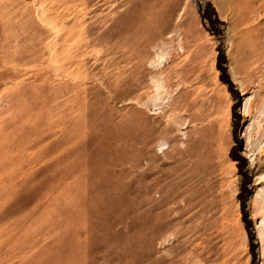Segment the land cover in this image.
I'll use <instances>...</instances> for the list:
<instances>
[{
  "label": "rangeland",
  "instance_id": "374dc122",
  "mask_svg": "<svg viewBox=\"0 0 264 264\" xmlns=\"http://www.w3.org/2000/svg\"><path fill=\"white\" fill-rule=\"evenodd\" d=\"M0 264H264V0H0Z\"/></svg>",
  "mask_w": 264,
  "mask_h": 264
},
{
  "label": "bare ground",
  "instance_id": "6f19581e",
  "mask_svg": "<svg viewBox=\"0 0 264 264\" xmlns=\"http://www.w3.org/2000/svg\"><path fill=\"white\" fill-rule=\"evenodd\" d=\"M260 7V6H259ZM52 12V11H51ZM50 12V13H51ZM53 14V13H52ZM68 16V15H67ZM55 17V16H54ZM48 18V17H47ZM52 18V16H51ZM56 18V17H55ZM78 18V17H77ZM53 19V18H52ZM71 20V19H70ZM75 20V19H74ZM49 22V21H48ZM58 22V21H57ZM56 22V23H57ZM59 23V22H58ZM65 23V21H64ZM50 24V23H49ZM66 24V23H65ZM62 25V24H60ZM53 28H55V24L52 22L51 25ZM68 26V24H67ZM64 27V26H63ZM53 28H51V30H53ZM58 27H56L57 29ZM59 30V28L57 29ZM63 30V29H62ZM55 31V30H54ZM53 31V32H54ZM59 33V32H58ZM65 33V32H64ZM61 35V34H60ZM65 40V39H64ZM64 42V41H63ZM183 76V75H182ZM183 79L185 81H187L189 78H187L186 74L183 76ZM188 82V81H187ZM136 85V84H135ZM192 85V84H191ZM186 86V85H184ZM190 86V85H189ZM187 87V86H186ZM190 88V87H189ZM191 89V88H190ZM130 90V89H129ZM195 90V89H193ZM195 92V91H194ZM199 93V92H198ZM198 97V96H197ZM199 98V97H198ZM178 100V99H177ZM193 100H197V99H193ZM199 102V99H198ZM198 102L193 101V102H188L186 100V98H182V104H181V110L184 113V116L181 115V119L185 118L186 121H188L189 123L192 124H196L197 122H199L201 120V113L199 112V108H198ZM202 103V102H201ZM201 105V104H200ZM179 108V107H178ZM180 109V108H179ZM205 110V109H203ZM205 113V112H204ZM208 113V112H207ZM166 115V114H165ZM179 116V115H178ZM210 116V115H209ZM205 117V116H204ZM208 118V117H207ZM211 118V117H210ZM208 120V119H207ZM206 121V119L204 120ZM207 122V121H206ZM209 122V120H208ZM211 122V121H210ZM209 122V123H210ZM169 123V122H168ZM203 123V122H202ZM207 125V127H202L199 128L198 130L196 129L195 131V136L194 139L192 138V141L187 143V146L184 150L180 151L178 154H180V163H178L179 165L177 166V169L179 170V174L182 176L180 177V179L182 178L184 183L186 184V188L182 190L181 193L186 195V199L185 201L182 200L183 202H185L188 207L184 206L186 209H188L190 206V204L193 202V206L194 208H196V210L193 208L192 210H195L194 212H191L192 214L189 215L190 216V221H191V225H190V230H194L195 233L199 234L198 236V240H199V244H204L207 242H211L212 236L213 234H215V232L213 234H211L212 231H216L219 227V220L217 219V210L215 204L212 202V195L211 192L209 190L208 183H206V179L205 181H203V179L198 178L197 179V174L199 173V164L201 165V163H199L201 160L203 161V159L206 161L213 156V154L215 155L216 153L214 152L213 149V141H214V133H213V126L211 125V123ZM201 124V123H200ZM197 127V126H196ZM168 132V131H167ZM143 137V136H141ZM217 141V140H216ZM205 162V161H203ZM205 164H207L205 162ZM213 166V165H212ZM202 167V166H200ZM207 168V167H206ZM209 168V167H208ZM204 169V167H203ZM206 171V170H205ZM172 175V174H171ZM199 176V175H198ZM203 178V177H202ZM182 181V182H183ZM181 183V182H180ZM183 183V184H184ZM201 183L204 186V188H201ZM211 183V182H210ZM182 184V183H181ZM180 184V186H181ZM179 185V183L177 184ZM202 185V186H203ZM207 185V186H206ZM210 185V184H209ZM212 185V184H211ZM210 185V186H211ZM184 186V185H183ZM175 187V186H174ZM182 187V186H181ZM183 188V187H182ZM202 189V190H201ZM178 192V190H176ZM180 191V190H179ZM177 194L180 193H176L175 196H177ZM181 194V195H183ZM168 196V195H167ZM169 197V196H168ZM215 197V196H214ZM213 197V198H214ZM108 198V197H107ZM110 198V197H109ZM180 198V196L178 197ZM175 199V198H174ZM177 199V198H176ZM102 200V199H101ZM173 200V199H172ZM217 200V199H216ZM216 200H214V202L216 203ZM175 201V200H174ZM181 201V200H180ZM218 201V200H217ZM103 202V201H102ZM172 203V202H171ZM190 203V204H189ZM120 204V203H119ZM181 207V206H180ZM183 207V206H182ZM165 209V208H164ZM168 209V208H166ZM182 209V208H180ZM184 209V210H186ZM190 209V208H189ZM190 210V211H192ZM189 211V210H188ZM187 211V212H188ZM182 215L183 213L180 212ZM178 213V214H180ZM219 213V212H218ZM190 214V213H189ZM220 214V213H219ZM181 215V217H182ZM187 215V214H184ZM188 216V217H189ZM206 216V217H205ZM152 217V215H151ZM186 218V216H185ZM180 222L178 223H182L181 222V218ZM182 219H184L182 217ZM188 219V218H187ZM175 221V220H174ZM188 223V220H186ZM196 222V224H194ZM185 224V222H184ZM181 225V224H180ZM154 227V226H153ZM181 227V226H180ZM188 227V225H187ZM186 227V228H187ZM185 228V226H184ZM150 229V228H149ZM182 229V228H180ZM184 230V229H183ZM154 231V230H153ZM193 231V232H194ZM186 232V231H185ZM184 232V233H185ZM189 232V231H188ZM207 234V235H206ZM196 235V234H195ZM182 236V235H181ZM189 241V240H188ZM193 244V243H192ZM211 244V243H210ZM196 245V244H195ZM209 245V244H208ZM212 246V245H211ZM191 248V247H190ZM214 248V247H213ZM205 249V248H204ZM210 250L208 251L209 253L214 252V250L211 252V248H209ZM194 250V249H193ZM194 252V251H193ZM198 252V251H197ZM207 253V252H206ZM208 254V253H207ZM214 255V254H213ZM206 256V255H205ZM212 256V255H211ZM210 257L208 256V259Z\"/></svg>",
  "mask_w": 264,
  "mask_h": 264
}]
</instances>
